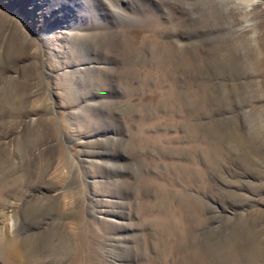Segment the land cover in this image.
I'll use <instances>...</instances> for the list:
<instances>
[{"label":"rangeland","instance_id":"rangeland-1","mask_svg":"<svg viewBox=\"0 0 264 264\" xmlns=\"http://www.w3.org/2000/svg\"><path fill=\"white\" fill-rule=\"evenodd\" d=\"M0 264H264V0H0Z\"/></svg>","mask_w":264,"mask_h":264}]
</instances>
